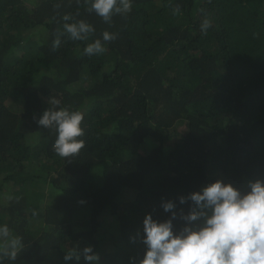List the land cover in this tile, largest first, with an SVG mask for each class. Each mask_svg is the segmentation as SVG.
<instances>
[{"label":"trees","instance_id":"trees-1","mask_svg":"<svg viewBox=\"0 0 264 264\" xmlns=\"http://www.w3.org/2000/svg\"><path fill=\"white\" fill-rule=\"evenodd\" d=\"M64 14L94 32L87 41L64 33L53 49ZM105 30L116 39L85 55ZM52 97L83 113L76 156H58L55 131L37 124ZM257 179L264 0H133L110 24L85 0H0V189L19 186L0 192V223L25 246L5 264H65L63 249L77 243L91 245L99 264H134L144 215L169 216L162 202L175 204L178 230L190 205L179 197L216 180L246 192Z\"/></svg>","mask_w":264,"mask_h":264},{"label":"clouds","instance_id":"clouds-1","mask_svg":"<svg viewBox=\"0 0 264 264\" xmlns=\"http://www.w3.org/2000/svg\"><path fill=\"white\" fill-rule=\"evenodd\" d=\"M87 11L94 12L104 22L111 23L114 15H126L132 10L133 0H85ZM63 32L57 30L52 48L60 43V36L68 34L73 41H87L94 28L84 20H76L69 14L61 17ZM70 21V22H69ZM211 20L205 17L200 25L206 32ZM116 33L103 31L83 48L85 55H99L106 51L105 44L116 39ZM37 124L54 130L56 138L52 148L63 158L79 154L85 147L83 113L61 106L52 97ZM248 190L241 192L232 184L216 180L198 191L178 198L183 205L190 202L186 213L179 219L184 222L178 230L173 221L177 212L175 204L162 202V221L145 214L142 220L141 243L145 247L142 259L134 264H264V180L248 183ZM84 203V201H79ZM35 215V213H33ZM23 238L12 232L9 225L0 223V264L5 259L14 261L24 249ZM63 261L74 264H99V255L91 245L73 244L63 249Z\"/></svg>","mask_w":264,"mask_h":264},{"label":"rangeland","instance_id":"rangeland-1","mask_svg":"<svg viewBox=\"0 0 264 264\" xmlns=\"http://www.w3.org/2000/svg\"><path fill=\"white\" fill-rule=\"evenodd\" d=\"M14 54L17 56V57H20L21 55H22V50H18V51H15L14 52ZM184 129V127L182 126V125H180L179 127H178V130L179 131H182ZM42 173H44V171L42 172ZM10 187V189H8ZM19 187V186H18ZM18 187H14V188H12L11 186H10V184H8V185H6V186H2L1 187V189H0V192H5L6 190L8 191V192H11V193H13L14 191H16V189L18 188ZM45 186H44V190H45ZM20 189V188H19ZM18 189V190H19ZM43 193H44V191H42ZM124 193V198H127V199H129V198H131L132 197V192H130V191H124L123 192ZM0 199L2 200V201H5L6 200V198L5 197H3V196H0ZM111 221H112V218H108V219H106V222H104L105 223V225H104V228L106 229V226L108 225V223H111ZM36 224H34V226H35ZM107 230V229H106ZM103 231V230H102ZM105 242L106 243H104V247L105 248H110V242H111V239L110 238H107L106 240H105ZM7 260V259H6Z\"/></svg>","mask_w":264,"mask_h":264}]
</instances>
